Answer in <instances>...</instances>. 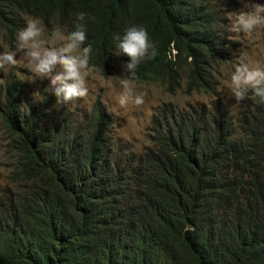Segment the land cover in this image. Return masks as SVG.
Instances as JSON below:
<instances>
[{
    "label": "trees",
    "instance_id": "16d2710c",
    "mask_svg": "<svg viewBox=\"0 0 264 264\" xmlns=\"http://www.w3.org/2000/svg\"><path fill=\"white\" fill-rule=\"evenodd\" d=\"M207 1L0 0V43L13 45L20 13L69 32L83 12L90 63L108 78L114 37L143 27L157 54L132 82L217 98L215 66L235 44L226 16ZM17 87L12 81L0 92L15 185L0 204V264H264L259 97L249 92L254 102L236 120L215 102L208 111L160 113L151 147L122 159L100 103L51 116L47 105L23 103Z\"/></svg>",
    "mask_w": 264,
    "mask_h": 264
},
{
    "label": "rangeland",
    "instance_id": "374dc122",
    "mask_svg": "<svg viewBox=\"0 0 264 264\" xmlns=\"http://www.w3.org/2000/svg\"><path fill=\"white\" fill-rule=\"evenodd\" d=\"M214 2L227 15L230 32L236 43L235 53L230 57V61L219 64L216 67L215 76L219 92L217 98L200 93L186 95L182 90L170 95L157 84H135L131 81L137 94H145L144 104L135 106L129 103L122 108L118 103L122 89L117 76L127 75L122 65L128 61L123 56L115 55L112 60L113 70L108 78H104L93 69L87 78L88 96L69 102L66 105H57L59 111L69 107L79 113L89 112L93 105L100 103L109 117L115 150L118 153L121 149L119 153L122 156L132 153L136 159L140 158L145 150L151 147L152 137L156 135L152 122L157 119L160 113L179 112L188 109L189 106L195 108L200 105H204L206 111H208L211 104L215 102V105L223 103L235 117L240 116L245 110L247 99L241 102L235 101L229 92L230 78L235 68L241 63H248L251 66L259 65L264 68V27L257 28L251 36H245L242 33L236 34L231 31L232 21L235 18L234 13L239 12L244 7V4L241 0H214ZM254 2L264 4V0H254ZM18 17L22 22V29L26 27V21L31 19L24 13L18 14ZM43 28L44 36L42 38L45 40L49 38L52 30L57 28L63 30V28L53 24ZM15 46L16 40L11 46L7 43H0V53L13 50ZM17 60L19 63L16 66H7L5 69L0 70V92L6 88L8 83L13 81L18 83L17 90L21 92L23 103L42 104L56 100L50 89L49 79L34 78L31 66L27 58L22 54L17 55ZM1 95H4V93ZM48 113L51 116L62 115L61 112L54 109ZM66 129L71 131L70 126L66 127ZM2 137L3 125L0 121V204L3 202L2 199H6L15 188V185L8 184L9 160L4 152ZM7 188L9 189V194Z\"/></svg>",
    "mask_w": 264,
    "mask_h": 264
},
{
    "label": "clouds",
    "instance_id": "9594fccd",
    "mask_svg": "<svg viewBox=\"0 0 264 264\" xmlns=\"http://www.w3.org/2000/svg\"><path fill=\"white\" fill-rule=\"evenodd\" d=\"M241 2L244 4V7L239 12L234 13L235 18L232 21L231 31L236 34L242 33L245 36H251L257 28L264 27V4L255 3L254 0H247V2L241 0ZM207 3L215 11L218 13L221 12L226 16L229 27L227 15L216 5L214 0H208ZM89 19H94V17H90ZM230 34L236 46L232 33L230 32ZM43 36L44 28L42 27V21L39 18L27 20L26 27L17 33L15 48L0 53V70L5 69L7 66H16L19 63L17 55L22 54L27 58L34 78L49 79L50 89L56 97V100H53V102L56 101L58 106L87 97L89 94L87 78L94 66L90 63L93 52L92 45L88 44L84 46L87 40L85 13L80 12L77 14L75 30L65 32L57 28L52 30L47 40L43 39ZM114 40L118 42L114 54L128 58V62L122 65L127 75L117 76L122 89L118 103L122 108L129 103L135 106H141L144 104L145 94H137L134 91V86L131 81L136 78L139 65L146 59H152L156 56L157 44L150 40L146 29L137 26L127 27L123 36L116 35ZM235 46L229 59L219 64L230 61V57L235 53ZM219 64L215 66L214 75H216V67ZM214 78L217 83L216 76ZM228 87L231 96L236 102L247 99L249 92L259 97L261 101H264V68H261L259 65L251 66L248 63L239 64L231 75ZM253 102L254 98L250 103L247 100L246 107H248L247 105L253 104ZM40 105H47L49 106V111L52 110V103L50 101ZM221 106L224 110H227L228 114L234 120L239 118L247 109L245 107L243 113L235 117L223 103H221ZM64 110H68L70 113L77 111L69 107H65V109H61L60 111L56 108V111L61 113ZM70 120L74 126H78L72 117H70ZM3 138L4 136L2 140L4 142L5 152L6 142ZM115 148L114 145L113 151L119 158L127 159L133 155L130 153L122 156L119 153L121 149L117 153Z\"/></svg>",
    "mask_w": 264,
    "mask_h": 264
},
{
    "label": "bare ground",
    "instance_id": "6f19581e",
    "mask_svg": "<svg viewBox=\"0 0 264 264\" xmlns=\"http://www.w3.org/2000/svg\"><path fill=\"white\" fill-rule=\"evenodd\" d=\"M15 99V98H14ZM24 105V104H23Z\"/></svg>",
    "mask_w": 264,
    "mask_h": 264
}]
</instances>
